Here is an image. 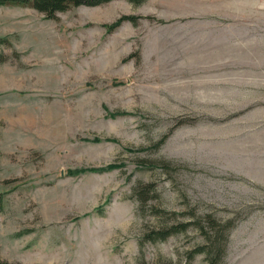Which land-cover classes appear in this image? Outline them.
<instances>
[{"label": "rangeland", "instance_id": "obj_1", "mask_svg": "<svg viewBox=\"0 0 264 264\" xmlns=\"http://www.w3.org/2000/svg\"><path fill=\"white\" fill-rule=\"evenodd\" d=\"M0 193L12 263L264 264V0L1 6Z\"/></svg>", "mask_w": 264, "mask_h": 264}, {"label": "trees", "instance_id": "obj_2", "mask_svg": "<svg viewBox=\"0 0 264 264\" xmlns=\"http://www.w3.org/2000/svg\"><path fill=\"white\" fill-rule=\"evenodd\" d=\"M112 0H0V7L1 6H7V5H18V6H29L37 9L40 12H44L47 14L48 17L53 18L57 12L65 11L68 9L70 6H81V5H89V6H96L100 5L103 3L110 2ZM130 2H133L135 4H140L144 2L145 0H129ZM133 22L136 23L138 21V17L134 15H124L118 18L115 22H113L110 25V28H117L121 26L124 22ZM127 111H117L114 113H111L112 117L118 116V115H128ZM95 141H99V138L94 139ZM157 146V145H156ZM155 146V148H156ZM130 150V149H129ZM127 150V151H129ZM133 151V150H132ZM136 152V151H133ZM121 164L118 163H113L109 164L107 166H102V167H92V168H81V169H76V170H69L68 173L70 174H75V173H81V172H86L92 171L96 173H102L104 171H108L111 169H117L121 167ZM4 210V194L0 193V213ZM101 210V209H100ZM101 212V211H100ZM193 223L187 222L185 225V228ZM178 229H173L171 231H167L166 229H162L158 231L157 233L161 238H166L168 235L172 234L173 232H176ZM210 253L211 251L207 249L206 245H200L197 248L193 250V253ZM0 264H19V263H12L6 260H2L0 258Z\"/></svg>", "mask_w": 264, "mask_h": 264}]
</instances>
